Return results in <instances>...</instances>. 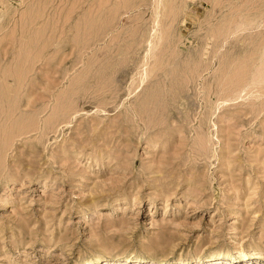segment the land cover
I'll return each mask as SVG.
<instances>
[{
  "label": "rangeland",
  "instance_id": "1",
  "mask_svg": "<svg viewBox=\"0 0 264 264\" xmlns=\"http://www.w3.org/2000/svg\"><path fill=\"white\" fill-rule=\"evenodd\" d=\"M264 264V0H0V264Z\"/></svg>",
  "mask_w": 264,
  "mask_h": 264
},
{
  "label": "bare ground",
  "instance_id": "2",
  "mask_svg": "<svg viewBox=\"0 0 264 264\" xmlns=\"http://www.w3.org/2000/svg\"><path fill=\"white\" fill-rule=\"evenodd\" d=\"M226 264H229V262H227Z\"/></svg>",
  "mask_w": 264,
  "mask_h": 264
}]
</instances>
